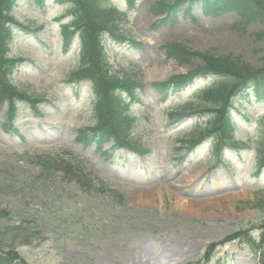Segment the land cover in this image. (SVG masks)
<instances>
[{"label":"rangeland","instance_id":"1","mask_svg":"<svg viewBox=\"0 0 264 264\" xmlns=\"http://www.w3.org/2000/svg\"><path fill=\"white\" fill-rule=\"evenodd\" d=\"M158 1L136 0L133 7L128 0L106 1L116 10L119 29L141 45L105 37L112 71L145 86L142 103L129 105L137 120L133 149L121 151L113 165L75 142L76 131L95 119L90 85L69 81L81 59L75 38L64 47L67 7L54 0L18 4L14 15L30 31H19L11 45V56L26 60L12 82L48 103L40 107L42 118L21 105L13 130L0 124V208L9 213L0 220V242L13 244L20 260L12 264H135L139 257L147 264H264V254L256 256L248 247L249 239L259 241L264 224V173L256 174L255 152L222 151L224 164H215L210 142L192 155L178 150L180 139L204 127L208 118L175 114L194 104L196 93L212 79L197 81L164 102L151 87L203 64L199 58L187 65L167 58L165 46L172 43L260 70L264 40L258 33L264 27L234 13L205 16L197 8L181 12L174 24L161 25L162 16L154 12ZM243 104L234 114L236 141L253 137L264 115V103ZM246 113L253 116L248 122ZM66 150L87 158L123 199L86 193L59 175L46 178L29 159ZM240 231L249 233L225 243ZM29 237L32 242L25 245Z\"/></svg>","mask_w":264,"mask_h":264},{"label":"trees","instance_id":"2","mask_svg":"<svg viewBox=\"0 0 264 264\" xmlns=\"http://www.w3.org/2000/svg\"><path fill=\"white\" fill-rule=\"evenodd\" d=\"M59 1L67 2L72 8L76 17V32L71 34L79 33L81 41V66L72 75L71 82L83 79L91 84L94 116L98 120L97 126L78 130L76 142L85 149L95 148L96 154L101 158L113 160L118 150L130 146V134L135 124V119L129 114L128 105L122 97L126 95L128 101L139 103L138 94L142 86L135 79L119 77L112 72L104 53L103 37L108 34L116 41L125 42L127 36L119 31L114 13L102 3L103 0ZM14 3L15 0H0V109L7 104V122L4 127L9 129L12 121L17 118L19 103L28 104L34 115L39 116L42 115L39 107L46 101L45 98L36 97L9 84V75L17 67L18 62L8 58V43L14 32L13 26H19L11 16ZM185 4L188 6L187 12L193 7L200 8L206 15L217 16L233 12L248 22L264 26V0H161L157 12L166 15V19L163 20V23H166L173 21ZM258 37L264 40V31ZM167 52L183 64L200 57L204 65L187 76L154 84V89L164 97L181 91L198 78L213 76L216 79L211 88L199 93L197 101L199 107L189 109L191 113L189 115L213 113L214 116L210 117L204 129L194 133L191 138L182 140L183 147L189 151L200 141L213 137L216 143L215 153H218L221 145L236 151L250 149V143L235 142L232 139L235 128L231 110L234 107L233 99L245 98L251 92L264 100V67L255 71L232 58H216L193 52L180 44L168 45ZM260 125L255 136L257 139L251 143L256 145L258 172L264 167V119ZM107 144L110 146L105 149ZM29 159L40 168V175H45L46 178L61 174L64 180L74 183L87 193L96 192L103 195L101 192H108H104V183L92 173L86 161L73 152L55 156L33 155ZM99 182L100 184H97ZM110 194L112 195V192ZM7 216V212L0 210V219ZM261 245L264 247V225Z\"/></svg>","mask_w":264,"mask_h":264},{"label":"bare ground","instance_id":"3","mask_svg":"<svg viewBox=\"0 0 264 264\" xmlns=\"http://www.w3.org/2000/svg\"><path fill=\"white\" fill-rule=\"evenodd\" d=\"M135 264H147V263L143 261L142 257H139L138 259L135 260Z\"/></svg>","mask_w":264,"mask_h":264}]
</instances>
